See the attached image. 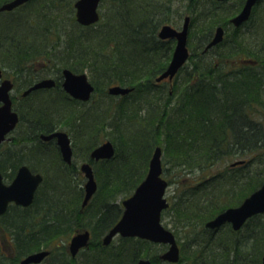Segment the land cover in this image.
<instances>
[{
    "label": "trees",
    "instance_id": "trees-1",
    "mask_svg": "<svg viewBox=\"0 0 264 264\" xmlns=\"http://www.w3.org/2000/svg\"><path fill=\"white\" fill-rule=\"evenodd\" d=\"M33 1L12 10L26 8L25 13L28 12L16 27L6 25L7 29L2 28L4 32H0V50L4 53L0 60L14 66L15 79L28 84L42 73L33 66L36 55H45L44 63L56 56V43L53 47V44H44L48 38L44 35L57 25L55 13L60 14V11L54 8L63 6V0H48L55 11L53 17L38 12L36 14L42 16L32 20L29 4ZM184 1L192 3L190 32L200 39V45L209 40L218 22L215 21L217 11L231 15L240 9L239 5L231 8L216 0ZM166 3L170 4L171 0ZM160 5L158 0H115L114 16L90 26H81L70 17L71 27H75L71 43L65 54L56 57L59 62L54 60L55 68L52 66L51 71L59 74L62 67H68L89 73L95 90L86 109L58 87L36 91L27 96L25 105L15 106L20 113L21 130L16 142L19 149L9 151L4 142V147L0 144V170L4 179L11 180L22 162L36 167L28 158L34 156L37 163L42 159L37 156L35 147L39 143L38 131L48 132L70 122L75 143L82 144L83 157L93 166L97 190L86 206L81 207L83 189L71 187L78 173H57L54 180L52 174L47 173L50 178L41 184L31 205L11 204L0 216V264H19L22 256L42 246L52 249L56 236L76 227H89L93 232V243L84 252L82 264H130L140 257L160 264L159 252L152 249L157 244L147 240L122 238L120 245L111 243L109 246H103L100 241V236L121 215L120 200L129 196L145 176L152 151L158 145L174 169L198 171L195 184L182 183L169 206L174 205L175 219L185 230L178 237L181 239L180 261L261 264L264 214L250 217L239 230L229 224L212 230L205 222L226 207L238 205L264 180V168L252 166L257 161L264 163V34L259 42V32L255 30L250 35L251 39L254 36L253 46L248 50L246 42L243 43V33L238 34L241 44L237 39L232 41L230 50L238 53L241 49L247 53L244 61L233 63L229 49L223 54L214 51L219 43L204 54H196L198 57L193 51V62L181 82L174 79L172 85H166L165 81L156 83L154 78L170 58L167 52L172 41L157 37L158 27L172 22L170 15L155 19L154 13ZM39 44L46 45L44 52H35ZM114 82L131 86L133 90L118 96L119 101L110 99L101 104L102 99L112 98L106 89ZM100 92L102 97L97 100ZM101 137L112 142L115 152L109 159L95 161L90 159L89 151L102 141ZM223 155L241 156L243 162L230 165L221 174L199 173L221 161ZM168 170L163 169L165 178ZM6 244L12 246L11 252ZM146 246L151 250L142 251ZM61 249L65 254L62 255ZM56 252L60 254L55 255ZM70 262L66 250L58 248L51 251L45 264Z\"/></svg>",
    "mask_w": 264,
    "mask_h": 264
},
{
    "label": "water",
    "instance_id": "water-1",
    "mask_svg": "<svg viewBox=\"0 0 264 264\" xmlns=\"http://www.w3.org/2000/svg\"><path fill=\"white\" fill-rule=\"evenodd\" d=\"M27 1L29 0L5 1L0 5V11L13 10ZM257 1L245 0L240 11L230 19L231 23L234 26H239L249 19L252 8ZM98 3L99 0H77L75 2L77 21L83 25L96 22L99 19ZM188 26L189 17L186 16L181 29H176L170 24H163L159 28L158 37L162 39L175 38L176 43L167 67L156 77V81H161L164 78L172 79L188 58ZM223 34V27L218 26L205 50L218 44L223 39ZM62 74L64 78L62 86L67 93L76 99H89L94 88L85 73H74L70 69L64 68ZM1 76L2 69L0 68V78ZM54 84L55 82L52 78H44L26 89L23 95L28 94L33 89L51 87ZM11 88L12 82L10 79H3L0 82V143L5 140L6 135L15 128L18 122V114L12 109V101L9 95ZM130 90L131 88L120 85H113L108 88V92L114 95L126 94ZM53 136L57 137V143L60 146L63 159L70 162L72 150L67 133L55 131L49 135H42L45 139ZM113 154L114 146L111 141L107 140L91 151V158L95 160L107 159L111 158ZM161 154V147L156 146L149 159L148 170L144 179L136 186L134 192L122 201L124 206L123 214L104 236L103 243L108 244L115 234L120 233L122 236L140 237L152 242L168 244L167 250L160 255V258L170 262H177L179 260V246L175 236L160 223L161 211L168 206V202L164 197L167 181L162 177ZM236 163L238 162L233 164ZM81 170L87 177L83 199V205H85L96 191L97 183L89 163H83ZM41 180L42 176L39 173L32 172L26 165H21L18 168L9 183L3 181L0 171V215L7 210L8 204L11 202L22 206L31 204ZM258 213H264V181L257 189L246 196L239 205L228 207L219 212L208 220L205 226L216 229L225 223H229L236 230L242 226L247 218ZM88 237L89 233L87 230L72 237L69 245L71 253L75 254L79 247L87 245ZM47 254V250L32 252L26 255L20 263L40 262ZM136 264H150V260L140 258ZM261 264H264V254Z\"/></svg>",
    "mask_w": 264,
    "mask_h": 264
},
{
    "label": "rangeland",
    "instance_id": "rangeland-1",
    "mask_svg": "<svg viewBox=\"0 0 264 264\" xmlns=\"http://www.w3.org/2000/svg\"><path fill=\"white\" fill-rule=\"evenodd\" d=\"M5 1H7V0H5ZM5 1L0 2V4H2ZM73 1L74 0H63V4H62L63 6L62 7L59 6V7L54 8L55 10L59 9L58 11H60V14L55 13V15L57 14L55 16L56 20H57V25H55V29L52 28V30L50 31L51 33L47 32L46 35H44V37L48 36V38L46 39L44 44L51 46L53 43L54 44L56 43L55 46H54V44L52 45V47L54 46V51L56 50L55 51L56 56L53 55L52 59L50 58V59H48L49 61L46 62V64H47L46 67L48 69H52L53 67L55 68L54 60L59 62V60H57L56 57H58L61 54H65L64 52H67L68 44L71 43V38H72L71 33H72V31L75 30V27L74 28H73V26L71 27V24H72V21L70 19L71 13H70L68 7H70V5L72 6ZM166 1L167 0H158L159 4H161L160 5L161 8H158L155 11V13H154L155 19L157 17H164V15L165 16L170 15V18L172 19V22H170L171 25L180 29L182 27V24L184 21V15H185V11H186L185 3H187V2L184 0H177L176 2L172 3V0H171L170 4H168V3L164 4ZM244 1L245 0H225L224 3H225V6L228 7V5H229V6H231V8H234V7L236 8V6L239 5L240 9H241L243 4H244ZM150 2L153 4V1H150ZM29 5L32 6V11H31L32 20H36L37 17H41L42 13L44 14V16L53 17L52 13L55 12L53 10V8L51 7V5H48V0H35V1L31 2ZM45 6H47V7H45ZM263 6H264V0H260L257 8L254 10L255 12L253 11V13L251 15L252 20L249 19L248 22L241 25L239 28L233 27V25L230 24V22H228L229 19L232 16H234L237 12H234V14L232 12L231 15H225V12H222L220 14L219 12H221V11H217L218 13L216 12L215 21H218V22L213 26L212 32L215 31V28L218 25H221L225 29V33H224V38H223L221 44H219L214 49V51H218V53L223 54V51L225 52L227 49H229V50L231 49L230 46L232 45V41L236 40V39H237V42L239 44H241L242 41L239 40V37L241 36V35H238L239 32L243 33L245 36V38L243 39V43L246 42L245 44H246L247 50L253 46L252 40L254 39V36L252 37L253 39H251L250 35H252L255 32V30H257V32H259L258 33L259 42H262V41H260V39L262 38V35L264 34V8H263ZM25 9L26 8H21L19 10H15L16 12L15 11L14 12L13 11H8V12L0 11V32H4L2 30V28L7 29L6 25L8 27H11L13 25L16 27L20 23V21H22L23 18H25V14H27V12H28L27 11L25 13ZM108 11H109V6H108L107 2L105 1L103 6H101V13L104 14V18H103L104 20H102L103 23L107 21L106 18L108 15L107 14ZM38 12H40L41 14H36ZM72 12H73V9H72ZM178 13L180 15H178ZM189 14L192 15L191 13H189ZM171 15H174V16H171ZM208 15H209V13L207 14V18H208ZM12 18H14V19H12ZM158 29H159V27H158ZM189 38L192 39L191 43H189V46L191 48L194 44L193 51L196 53L193 55L196 56V54L199 53L198 50H200V47H198V50H197V45H195L196 40L194 38H192V36ZM77 40L81 41L79 39H77ZM263 40H264V35H263ZM38 43H43V42H38ZM80 44H82V43H80ZM170 44H171V49L167 52V55H170L172 53L173 48L175 46V40H172L170 42ZM46 45L39 44V47H37L35 52H44ZM82 45H84V44H82ZM46 50H48V49H46ZM84 50H88V49H83L82 51H84ZM239 50L240 51H238V53L236 51L230 50L233 53V55L230 56V59L232 60L233 63L237 64L238 62L242 61V59H244L248 56L247 53L244 52L245 50H241V49H239ZM2 55H4V53L0 50V58H2ZM43 56H45V55H41V54L36 55V58L34 59V63H33V66L35 68H38L40 70L42 68H46L45 66H43V64H44ZM169 60H170V58H169ZM188 60L189 61L180 70V72L176 74V76L173 78V80L177 79V81L181 82L183 80V77L187 75V72L190 69V64L193 62V60H191V57ZM194 61H196L195 58H194ZM0 67L6 72L7 75L13 76L14 72H13L12 68L14 66H10V64H8L6 60H5V62H4V59L0 60ZM172 82H170V83L168 82L166 85H172ZM120 85H123V84H120ZM17 93H18L17 91L13 92L14 95H17ZM100 94H101V92L98 94L97 100L99 99V97H102V96H100ZM110 96L112 98L106 97V100H105V98L102 99L101 104H104L105 101L107 103L110 99H113V101H116L117 99H118V101L120 100L118 96H114V95H110ZM36 97H40V96L37 95ZM93 109H95V107H93ZM20 130H21V127L18 124L16 129L10 134V136L18 134L20 132ZM105 139H106V137H105ZM101 140H103L102 137H101ZM5 144H6V147H8L9 151H14L15 149L19 148V146H16L15 144L8 142L7 140H6ZM4 146L5 145L3 143V147ZM223 156H224V158L221 161L219 160L217 162H214V164H212V166L205 168L203 171H201L199 173L208 175V174H215V173L219 172L221 174L222 172H225L228 169V167H230L232 161L242 160L241 156L239 157L237 155L236 156L235 155L230 156L233 158H228L227 155H223ZM33 157L34 156H32V158H28V159L31 160L33 163H36V159ZM82 159H83L82 152H81V155H79V153L77 152V155L75 157L76 163L80 164L79 162ZM162 163H163L164 168L169 169L168 171H166V178L168 179L169 184L165 190V196L170 203H173V201L175 200V196L178 194V192L182 186V183H188L189 185L195 184L196 181L194 180V178L197 175L198 171H193V172H186V171L184 172L183 171L182 172V171H180V169H174L173 163H169L167 157H165L164 155H162ZM35 166L37 169H41L39 167V165H35ZM169 166H171V167H169ZM246 166H248V165H246ZM252 166L255 169H260V168L263 169L264 163L261 160V161H257L256 164H253ZM42 170H44V169L42 168ZM144 177L145 176H143V178ZM5 181H6V183H8L9 179L6 178ZM173 206L171 208L170 207L167 208L166 210H164L162 212L161 222H162L163 226L172 230L178 239V237L180 235H182V233L185 232V230L180 226V224L175 219ZM180 240L181 239H179V241ZM112 243H114L115 245H120L121 244L120 243V237H116ZM153 244H155V243H153ZM162 246H163L162 244H157L155 246H152V249H157V251L160 253L163 251ZM148 249L151 250V247L148 248V246H146V247H144V249L142 251H148ZM160 264H168V263L164 262V263H160Z\"/></svg>",
    "mask_w": 264,
    "mask_h": 264
},
{
    "label": "flooded vegetation",
    "instance_id": "flooded-vegetation-1",
    "mask_svg": "<svg viewBox=\"0 0 264 264\" xmlns=\"http://www.w3.org/2000/svg\"><path fill=\"white\" fill-rule=\"evenodd\" d=\"M31 0H29V1H27V3L28 2H30ZM77 0H74L73 1V4H72V6L70 5V7H68L69 8V11H70V13H71V17L73 16V18H74V21H76V23H78L79 25H81V26H90V25H92V24H94V23H97V22H99V21H101V22H103L102 20H104L103 18H104V14L103 13H101V6H103V4H104V2L106 1L107 2V4H108V6H109V11H108V15H107V21H109V19L110 18H112L113 16H114V12H115V0H99V3H98V6H97V11H98V14H99V19L96 21V22H94V23H91V24H88V25H83V24H81V23H79L78 21H77V18H76V7H75V2H76ZM216 1H218V2H220L221 0H216ZM225 0H222V2H224ZM23 4H26V2L25 3H23ZM22 4V5H23ZM191 2L190 3H185V7H186V11H185V15H184V19H185V17L186 16H188L189 17V26H188V35H187V47H188V49H189V51H190V56H189V58L191 57V55L194 53L193 52V47H194V44H193V46L190 48V46H189V43H191V40L189 39V37H190V35H191V19H192V16L189 14V11H190V9L192 8V6H191ZM72 7V8H71ZM71 8V9H70ZM72 9H73V12H72ZM114 10V11H113ZM117 11H118V8H117ZM73 13V14H72ZM238 13V12H237ZM236 13V14H237ZM235 14V15H236ZM234 15V16H235ZM234 16H232V17H234ZM231 17V18H232ZM109 18V19H108ZM229 21H230V19H229ZM163 24H170L171 25V23H163ZM163 24H161L160 26H159V28L163 25ZM232 24V23H231ZM172 26V25H171ZM158 31H159V29L157 30V35H158ZM224 33H225V29H224ZM212 35H213V32L211 33V36H210V38H209V40L205 43V45H200L199 44V40L200 39H198V38H196V36L194 37V36H192V38H194L196 41V44L195 45H197V50H198V47H200V50H198L199 51V53H197V54H204L205 52H208V51H210L212 48H214V47H212V48H209V49H207V50H204V48H205V46H207V44L209 43V41L211 40V38H212ZM200 38V37H199ZM162 40V39H161ZM164 40H170V38L169 39H164ZM202 46V47H201ZM208 54V53H207ZM196 57H198V56H196ZM188 58V59H189ZM186 60L185 61V63H184V65H183V67L186 65V63L189 61V60ZM243 61L245 60V58L244 59H242ZM168 64V63H167ZM166 64V65H167ZM46 63H44L43 64V66H45L46 67ZM182 67V68H183ZM166 68V67H165ZM164 68V69H165ZM45 69V68H44ZM44 69L42 68L41 70H42V73L40 72V75L39 76H37V77H35L29 84L28 83H26L24 80H21V81H19L18 79H15L16 77L13 75V76H11V75H7L6 74V72L3 70L2 71V76H1V78H0V82L3 80V79H10L11 80V82H12V88H11V90L9 91V95H10V98H11V101H12V109L14 110V111H16L17 112V114H18V122H17V124H16V126H15V128L13 129V130H11L7 135H6V137H5V140L4 141H2L0 144H2L3 142L5 143L6 142V140L8 141V142H10V143H13V144H15L16 145V142L18 141V135H19V133L18 134H16V135H11L10 136V134L16 129V127H17V125H18V123L20 122V113H19V111L16 109V107L15 106H17V105H19V106H22V105H25L26 103H27V101H26V98H27V96H29V95H31L32 93H34V92H36V91H41V90H53V89H56L57 87L58 88H61L67 95H68V97H70V98H72V99H74V100H77V101H79V103H82L84 106H83V108L84 109H86V107H87V103L88 102H90V100H91V97H92V95H93V92H94V90H95V85H94V83L92 82V80H91V78H90V75L87 73V71L85 72V71H74L73 69H71V68H69L72 72H74V73H85L86 74V76H87V79H88V81L93 85V91L91 92V94H90V97H89V99L88 100H81V99H76V98H74V97H72L69 93H67L65 90H64V88H63V86H62V82H63V74H62V70L60 69L59 70V74H55V72H53V71H51L52 69H46V72L44 71ZM163 69V70H164ZM162 70V71H163ZM51 71V72H50ZM161 71V72H162ZM160 72V73H161ZM159 73V74H160ZM158 74V75H159ZM157 77V76H156ZM155 77V78H156ZM44 78H52L53 80H54V82H55V84L53 85V86H51V87H40V88H37V89H33V90H31L28 94H26V95H23V92L26 90V89H28L30 86H32L33 84H35V83H37V82H39L40 80H42V79H44ZM171 82V80L170 79H163V80H161V81H159L160 83L161 82ZM156 82V81H155ZM159 82H156V83H159ZM113 85H120V83H118V82H114V83H110L108 86H107V89L110 87V86H113ZM123 86V85H122ZM124 86H126V85H124ZM126 87H130V86H126ZM169 88H171V87H169ZM14 91H17L18 93H17V95H14L13 94V92ZM107 93H108V91H107ZM111 95V94H110ZM116 96H118V95H116ZM85 112H87V111H85ZM73 125V124H72ZM71 125V126H72ZM71 129H72V127H70V122L69 123H62V124H59L58 126H56L54 129H52V130H50V131H48V132H46V131H38V135H37V142H39L38 144L36 143V145H35V147L37 148V150H38V153H37V156H40L42 159L39 161V163H37V160H36V165H39V167L41 168V169H37L36 167H31L30 165H28V162H22L17 168H16V171L18 170V168L21 166V165H26V166H28L29 167V169L32 171V172H34V173H39L41 176H42V180L40 181V183H39V185H38V187H37V189H36V191H35V194H36V192H37V190L39 189V187L41 186V184L47 179V178H50L49 176H48V174L47 173H49V174H52L51 175V178L54 180V179H57V177H58V174L57 173H69V172H74V173H78L76 176H75V180L73 181V182H71L72 184V186L71 185H69V187L71 186V187H81L82 189H83V196H82V202H81V207H85L86 206V204L91 200V198H92V196L94 195H92L91 197H90V199L88 200V202L85 204V205H83V199H84V195H85V183H86V181H87V177L85 176V173L81 170V165L83 164V163H89L90 165H91V167H92V170H93V166H92V164H91V162L90 161H88L87 159H85L84 157H83V159L82 160H80V164H77L76 163V160H75V157H76V155H77V152L79 153V155H81V143H75V137H74V132H73V129H72V131H71ZM55 131H64L65 133H67V135H68V138H69V144H70V147H71V150H72V154H71V160H70V162H67V161H65L64 159H63V156H62V152H61V150H60V146H59V144L57 143V137L56 136H53V137H51V138H48V139H45V138H43L42 137V135H49V134H51L52 132H55ZM104 141H107V139H105V140H102L101 142H99L97 145H95L93 148H91L90 149V151H89V157H90V159H92L91 158V151L96 147V146H98L99 144H101V143H103ZM39 146V147H38ZM19 149V148H18ZM18 149H16V150H18ZM114 152H115V149H114ZM45 156V157H44ZM44 158L46 159L45 161H44ZM92 160H95V159H92ZM99 160H102V159H98V160H95V161H99ZM30 162H31V160H29ZM29 162V163H30ZM32 163V162H31ZM42 168L45 170H42ZM50 168V169H49ZM47 169H48V171H47ZM52 171V173L51 172H49V171ZM1 171V170H0ZM2 173V172H1ZM16 173V172H15ZM15 175V174H14ZM93 175H94V179H95V181H96V183H97V180H96V177H95V174H94V170H93ZM2 176H3V174H2ZM13 178V177H12ZM3 180H4V182L6 183V181H5V179H4V177H3ZM96 190H97V188H96ZM96 192V191H95ZM94 192V193H95ZM35 194H34V197H35ZM167 199V198H166ZM33 200H34V198H33ZM122 201H123V199H121L120 200V205H121V207H122V212H121V215L123 214V211H124V206H123V204H122ZM168 201V200H167ZM33 202V201H32ZM32 202H31V204H32ZM168 203H169V205H168V208H169V206H170V202L168 201ZM11 204H14V205H17V206H21V207H27V206H22V205H19V204H15L14 202H11V203H9V205H11ZM31 204H29V205H31ZM9 205H8V207H9ZM28 205V206H29ZM8 207H7V210H8ZM229 207H231V206H229ZM226 208H228V207H226ZM225 208V209H226ZM6 210V211H7ZM164 210H166V209H164ZM163 210V211H164ZM224 210V209H223ZM222 210V211H223ZM6 211L3 213V214H5L6 213ZM221 212V211H220ZM3 214H1V215H3ZM0 215V216H1ZM121 215H120V217H121ZM119 217V218H120ZM119 218L117 219V221L119 220ZM116 221V222H117ZM116 222L112 225V226H114L115 224H116ZM225 225V224H224ZM111 226V227H112ZM110 227V228H111ZM110 228L107 230V232H105L104 234H102L101 236H100V241H101V244L103 245V246H109L112 242H113V240L116 238V237H120V239H122V238H130L129 236H122L120 233H117V234H115L113 237H112V239H111V241L108 243V244H104L103 243V238H104V236L108 233V231L110 230ZM88 231V233H89V237H88V240H87V245H85V246H81V247H79V249L77 250V252L75 253V254H72L71 253V251H70V247H69V245H70V243H71V239H72V237H74L76 234H78V233H84V231ZM9 239H10V236H7ZM133 239H135V237L133 236L132 237ZM175 240H176V242H177V244H178V246H179V249H180V245H179V240L177 239V237H176V235H175ZM92 240H93V232H92V230H91V228H89V227H76V228H74L71 232H64V233H61V234H59L58 236H56L55 238H54V240L52 241L53 242V244H54V246H53V250H55V249H58V248H64L65 250H66V252L68 253V255H69V257H70V260H72V262H70V264H82V262H83V259L85 258V251L86 250H88V249H90L91 248V245H92ZM12 241L11 240H8V243H11ZM52 244V245H53ZM6 246H7V250H10L9 252H11L12 251V246L10 245V244H6ZM51 248H48V247H40L39 249H37V250H34V251H32V252H37V251H42V250H47L48 251V254L40 261V262H31V263H28V264H45V261L48 259V257L50 256V254H51V251H53ZM162 249H163V251L162 252H160L159 254H158V259L160 260V262L161 263H168V264H171V262H168V261H163L161 258H160V255L163 253V252H165L166 251V245L165 244H163V246H162ZM61 251H62V255L63 254H65V251L63 250V249H61ZM32 252H30V253H32ZM30 253H28V254H30ZM28 254H26V255H28ZM56 254H60L59 252H56L55 253V255ZM26 255H24V256H22L20 259H19V264H21L20 263V261L26 256ZM180 255H181V250H180ZM140 258H145V257H140ZM148 259V258H147ZM149 260H150V264H152V261H151V259L149 258ZM183 262H185V261H181L180 263H178V264H182ZM129 264V263H128ZM130 264H135V262L133 263V262H131Z\"/></svg>",
    "mask_w": 264,
    "mask_h": 264
},
{
    "label": "bare ground",
    "instance_id": "bare-ground-1",
    "mask_svg": "<svg viewBox=\"0 0 264 264\" xmlns=\"http://www.w3.org/2000/svg\"><path fill=\"white\" fill-rule=\"evenodd\" d=\"M240 11V9L239 10H237L236 12H239ZM249 21V19H247V22ZM64 68H68V67H62L61 68V70H63ZM69 69V68H68ZM63 76V75H62ZM130 88H131V91L133 90V87H131L130 86ZM111 95H114V94H111ZM116 95H118V96H123V95H121V94H116ZM116 95H114V96H116ZM145 258H148V257H145ZM149 259V258H148Z\"/></svg>",
    "mask_w": 264,
    "mask_h": 264
}]
</instances>
